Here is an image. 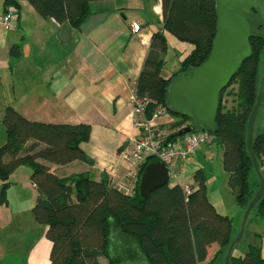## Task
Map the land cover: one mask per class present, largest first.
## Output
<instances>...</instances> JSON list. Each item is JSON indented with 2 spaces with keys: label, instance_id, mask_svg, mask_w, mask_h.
Here are the masks:
<instances>
[{
  "label": "trees",
  "instance_id": "trees-1",
  "mask_svg": "<svg viewBox=\"0 0 264 264\" xmlns=\"http://www.w3.org/2000/svg\"><path fill=\"white\" fill-rule=\"evenodd\" d=\"M20 1L3 0L2 11L12 8L18 17ZM26 1L42 18L79 28L90 13V2L96 0ZM161 1L164 29L192 46L178 68L164 78L160 73L166 60L161 54L166 52L168 42L163 31L154 32L135 81V96L144 103L146 119L158 107L173 116L174 121L167 126L168 140L173 142L180 138L178 131L191 121L170 109L168 89L177 77L207 58L215 35L216 2ZM250 45V56L220 94L215 126L209 131L213 141L223 145L222 166L228 173V187L236 204L244 209L260 185L247 151L246 129L264 70V41L251 38ZM10 51L18 54L17 46ZM232 84L233 104L225 107L223 95ZM257 120L263 126L254 134L253 151L260 164L264 158L261 111L255 123ZM1 123L6 137L0 146V204L7 202L10 174L20 165H28L30 181L38 192L31 213L37 223L46 226V237L51 242L49 264H102L100 257L108 264H200L211 244L218 247L216 257L224 260L234 240L233 218L220 212L209 199L202 168L195 171V185L187 198L179 184H166L143 199L138 193V181L134 193L128 194L103 178L94 180L82 173L60 178L38 161L56 165L88 161L80 143L89 138V124L32 121L11 106L5 108ZM196 130L199 129H193ZM155 160L150 157L141 165L138 180L146 164ZM253 210L264 218V191ZM229 263L264 264V238L263 244L249 245L244 254L234 255L231 250Z\"/></svg>",
  "mask_w": 264,
  "mask_h": 264
},
{
  "label": "crops",
  "instance_id": "crops-1",
  "mask_svg": "<svg viewBox=\"0 0 264 264\" xmlns=\"http://www.w3.org/2000/svg\"><path fill=\"white\" fill-rule=\"evenodd\" d=\"M89 8L90 13L80 27L72 28L53 18H42L26 0L20 1L13 29L0 28V122L5 108L11 106L32 121L89 124V138L80 143L88 161L66 165L38 161L60 178L82 173L94 180L103 178L129 194L135 190L138 172L124 159L123 151L131 147L132 140L141 132L132 114L135 81L153 33L163 31L167 42L174 37L164 29L161 0H96L90 2ZM133 22L140 24L138 35L131 32ZM62 27L70 30L69 43L58 40ZM175 40L176 47L189 44ZM15 46L18 54L10 51ZM189 50L184 47L181 53ZM166 52L161 54L165 60ZM166 64L160 73L164 78L178 68L179 62L171 71L165 69ZM173 121L169 113L156 120L165 127ZM205 146L203 157L207 152ZM20 166H24L21 178L16 176ZM20 166L10 174L8 197L12 199L17 192L13 186L18 185L20 193L16 195L26 198V204H0V264H49L51 242L46 237V226L30 214L35 196L26 185L28 194L21 192L23 184L37 189L29 178L30 167ZM199 168L192 157L177 161L176 181L194 186L193 176ZM174 185L168 181L169 187ZM217 248L211 244L200 264L208 261L211 250ZM9 254L14 259L4 262ZM219 262L218 258L215 264Z\"/></svg>",
  "mask_w": 264,
  "mask_h": 264
},
{
  "label": "water",
  "instance_id": "water-1",
  "mask_svg": "<svg viewBox=\"0 0 264 264\" xmlns=\"http://www.w3.org/2000/svg\"><path fill=\"white\" fill-rule=\"evenodd\" d=\"M215 2V35L207 58L200 65L190 68L188 73L177 77L168 89L170 109L191 121L190 125L178 131V136L189 133L194 128L207 131L214 129L220 94L228 86L241 63L250 56V39L264 41V0ZM58 40L69 43L70 30L62 27ZM259 111L264 122V70L246 129V147L260 185L244 210L239 235L232 241L223 264H230L231 249L243 234L247 218L264 191V176L253 151L254 124ZM168 181L169 172L161 160L147 163L138 180L139 196L146 199L152 191L168 184Z\"/></svg>",
  "mask_w": 264,
  "mask_h": 264
},
{
  "label": "rangeland",
  "instance_id": "rangeland-1",
  "mask_svg": "<svg viewBox=\"0 0 264 264\" xmlns=\"http://www.w3.org/2000/svg\"><path fill=\"white\" fill-rule=\"evenodd\" d=\"M169 37V36H168ZM175 38H168V49L165 54V58L167 60L166 64V70H173L174 67L177 66L179 59L182 58L183 54L181 53L182 48L187 47V50L190 49L189 44H181L180 46L176 47L175 45ZM177 42V41H176ZM181 47V48H180ZM264 64V59H263ZM235 88V84H232L230 87L226 89L223 95V103L225 107H231L233 104V95L230 94V91ZM263 126V123L257 122L254 126V134H257L260 132L261 127ZM5 129L3 125L0 122V146L5 141ZM206 144H203L201 149L197 151L192 156V162L196 163L200 168L203 169L204 173L206 174L207 180V194L209 199L215 204L216 208L222 212L225 213L233 218V232L232 236L233 238L237 237L239 235L243 214H244V208L240 207L236 204L234 200V195L230 191L228 187V173L223 169L222 166V153H223V145L220 142H213L209 146H205ZM204 149H207V152L205 153L204 157L202 155L203 147ZM196 160H194V159ZM24 166H20L16 176L20 177V174L23 173ZM26 182V181H25ZM22 183V182H21ZM14 184V183H12ZM25 185L27 186L28 190L31 191V193L34 194V198L37 196V190H33L32 188H29V185L23 184V190L21 192L28 194ZM13 186V185H12ZM15 187L14 192L16 194L20 193L18 185H14ZM10 188V185L6 189L5 198L6 201L9 202L13 207L17 206H25L26 204V198H22L20 195L14 194L12 196V199H9L8 197V189ZM0 189H1V181H0ZM11 194V193H10ZM32 208V207H31ZM30 208V214L31 213ZM9 230V229H8ZM263 231H264V218L257 216L255 214V211L253 210L250 212L248 216V220L246 221V224L244 226L243 234L240 236V238L237 240V243L234 247H232V253L234 255L244 254L248 248L249 245L253 246H259L261 243L263 244ZM252 233V235H251ZM218 249V248H217ZM212 253L210 254V258L208 261H206L204 264H215L216 259H220L219 264H223L224 260L222 259V256H217L216 251L217 250H211ZM225 251V250H224ZM225 253V252H224ZM223 255V253L221 254ZM14 255H6L4 262L7 260L12 261ZM221 257V258H220ZM101 263L108 264L107 260L104 257L100 258Z\"/></svg>",
  "mask_w": 264,
  "mask_h": 264
},
{
  "label": "built area",
  "instance_id": "built-area-1",
  "mask_svg": "<svg viewBox=\"0 0 264 264\" xmlns=\"http://www.w3.org/2000/svg\"><path fill=\"white\" fill-rule=\"evenodd\" d=\"M15 17L16 11L12 8L0 11V28L4 31L13 29ZM140 30V24L133 22L131 25L132 34L138 35ZM165 113L168 112L158 107L152 116L146 119L143 115L144 103L134 95L132 99V114L134 122L140 127L141 132L132 140L131 147L123 151V157L137 171L150 157L161 160L168 169L169 180L174 182V184H179L187 198L192 192V186L188 183L176 181L174 165L179 160H188L201 149L203 144L210 143L213 140V136L207 130H192L173 142L169 141L170 130L156 122ZM259 167L264 176V158L261 160ZM133 193L134 189L129 192V194Z\"/></svg>",
  "mask_w": 264,
  "mask_h": 264
},
{
  "label": "flooded vegetation",
  "instance_id": "flooded-vegetation-1",
  "mask_svg": "<svg viewBox=\"0 0 264 264\" xmlns=\"http://www.w3.org/2000/svg\"><path fill=\"white\" fill-rule=\"evenodd\" d=\"M232 250V249H231ZM226 256V255H225ZM225 258V257H224Z\"/></svg>",
  "mask_w": 264,
  "mask_h": 264
}]
</instances>
